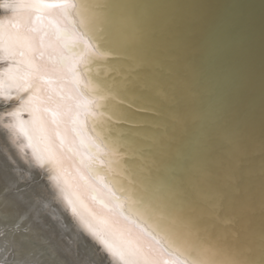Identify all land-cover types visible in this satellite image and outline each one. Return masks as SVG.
<instances>
[{"label":"snow or ice","instance_id":"obj_1","mask_svg":"<svg viewBox=\"0 0 264 264\" xmlns=\"http://www.w3.org/2000/svg\"><path fill=\"white\" fill-rule=\"evenodd\" d=\"M45 2L70 25L51 19L59 59L73 86L62 98L70 101L68 131L77 137L71 150L84 170L79 186L115 223L128 227L115 228L104 217L89 212L92 220L103 226L95 227L77 212V202L86 208L78 193L76 200L68 201L72 211L123 264H264V228L258 245L254 236L243 230L232 241L213 243L200 236L195 221L177 210L174 199V189L185 177L200 182L215 178L210 184L211 211L226 204L237 220L251 212L239 186V165H231L234 183L214 174L220 163L215 156L218 138L235 146L242 136L234 105L215 83L219 26L203 18L158 12L177 7L174 5L122 0ZM108 57L116 61L113 71L117 74L127 62L138 61L147 75L134 81L151 80L164 89V102L158 108L139 109L151 112L152 118L137 121L143 130L133 133L132 143L112 137L106 122L113 117L100 111L101 101L112 94H102L100 85L88 78L89 65ZM121 148L128 149L135 163H123ZM165 170L173 173L166 180L159 175ZM260 207L264 216V196ZM106 233L115 239L106 238ZM133 233L136 240L130 238ZM220 250H226L230 258H213ZM165 254L170 258L158 259Z\"/></svg>","mask_w":264,"mask_h":264},{"label":"bare ground","instance_id":"obj_2","mask_svg":"<svg viewBox=\"0 0 264 264\" xmlns=\"http://www.w3.org/2000/svg\"><path fill=\"white\" fill-rule=\"evenodd\" d=\"M53 17L70 26L45 0H0V264H123L68 204L78 193L86 208L77 202V212L95 227L103 226L89 212L128 227L79 186L84 170L71 150L77 137L68 131L70 101L62 98L73 86Z\"/></svg>","mask_w":264,"mask_h":264},{"label":"water","instance_id":"obj_3","mask_svg":"<svg viewBox=\"0 0 264 264\" xmlns=\"http://www.w3.org/2000/svg\"><path fill=\"white\" fill-rule=\"evenodd\" d=\"M82 2L95 4L107 0ZM122 2L174 5L177 7L158 9V12L179 14L186 18H203L219 26L217 44L220 55L216 61L215 83L219 92L234 105V115L242 123V136L235 146L218 138L215 156L220 163L214 169V174L225 182L234 183L231 165H239V186L251 212L242 220H237L226 204L215 212L211 211L210 184L216 182L215 178L212 181L200 182L196 181L195 177L191 181L185 177V182L174 189V199L177 202V210L184 217L195 221L202 238L213 243L220 240L232 241L238 238L243 230L252 234L258 245L260 232L264 228V216L260 207L261 197L264 196V0ZM115 64L116 61L112 57L97 59L89 65V77L100 85L102 94H112L108 99L101 101L100 108L101 112L113 117L106 122L110 134L123 143H132L135 140L133 133L143 130L137 126V121L152 118L151 112H142L139 109L158 108L164 102V89L155 87L151 80L134 81L137 76L147 75V70L138 66V61L127 62L120 74L113 71ZM142 83L147 86H141ZM176 134L179 135V132ZM121 152L125 154L124 164L135 163L127 148H121ZM169 167H174V164ZM159 175L161 179L166 180L173 173L165 170ZM217 255L220 259L230 258L226 250H220Z\"/></svg>","mask_w":264,"mask_h":264}]
</instances>
